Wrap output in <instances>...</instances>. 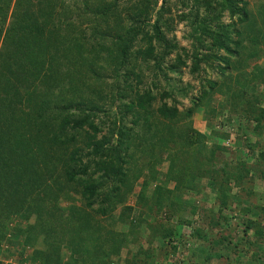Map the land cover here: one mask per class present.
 <instances>
[{"label": "trees", "instance_id": "1", "mask_svg": "<svg viewBox=\"0 0 264 264\" xmlns=\"http://www.w3.org/2000/svg\"><path fill=\"white\" fill-rule=\"evenodd\" d=\"M12 1L5 22L11 0H0V240L21 237L23 250L43 228V247L33 250L40 264H111L127 243L139 241L137 231L147 229L148 243L159 241L164 254L175 250L179 225L190 223L176 217L177 228L170 224L174 211L184 209L173 192L200 193L201 180L213 191L215 207L202 217L209 230L229 222L225 209L237 216L255 210L258 217L240 227L264 238V196L253 187L256 178L264 182V143L249 140L264 132V26H254L247 0H178L188 6L176 21L189 27V51L166 35L175 21L169 0ZM175 50L181 53L169 64ZM187 61L189 73L198 74V90L179 109L174 88L160 87L157 76ZM146 68L157 81L143 89ZM207 68L216 78L200 75ZM188 87L178 90L186 96ZM150 88L162 90L156 97ZM199 110L208 134L191 124ZM231 131L230 148L223 141ZM242 145L251 154L258 147L251 162L231 150ZM137 154L151 168L166 163V170L147 196L142 180L129 205L140 170L130 172L124 164ZM74 192L80 202L60 206L59 199L73 200ZM185 209L197 212L192 204ZM12 217L23 224L7 238ZM192 234L206 237L202 227ZM212 235L211 249L236 251L229 236ZM131 253L124 264H147L153 257L141 246Z\"/></svg>", "mask_w": 264, "mask_h": 264}, {"label": "rangeland", "instance_id": "2", "mask_svg": "<svg viewBox=\"0 0 264 264\" xmlns=\"http://www.w3.org/2000/svg\"><path fill=\"white\" fill-rule=\"evenodd\" d=\"M170 1V8H171V13L170 15L175 19L174 21V28L170 32H167L166 35L167 37H171L172 35L175 36V41L179 46H182L185 51L190 50V42L191 38L187 35L189 31V27L186 25L185 20H179L176 21L177 14L185 13L187 11L188 6H182L178 0H169ZM248 1V9L251 11V15L254 16V26H264V20L261 19L262 15L264 14V0H247ZM12 3L13 1L11 0L10 6L8 7L7 10V17L5 22L9 21L10 18V10L12 8ZM190 4V3H189ZM260 12V14H258ZM224 22H226V18H222ZM256 37L259 36L256 34ZM181 53L178 50L173 51L169 57V64L173 60V58L178 54ZM264 57V52L263 56ZM262 61V58L260 57L257 61V64H260ZM252 63V62H251ZM166 64V60L163 62V66ZM168 64V65H169ZM150 65V64H149ZM167 65V66H168ZM188 65L189 61H187L186 66H180L178 70L175 71H167L165 70L164 75H158V82L159 86L167 90L168 92L170 91V88H174V91L172 92V97L174 98L176 102V106L179 109H183L186 106H188V97L189 95H193L197 92L198 90V74L195 73H189L188 71ZM162 69L165 68V66ZM144 67V66H143ZM207 73L200 72V75L203 76H208L210 78H216L215 73L207 68ZM143 84L140 85L141 88H146L150 86V81H154L156 78L151 76L150 70L149 69H143ZM107 80H110L108 78ZM155 80L154 82H156ZM189 83L191 88L188 87L187 89V95H183L181 91L178 90V88L183 87L185 84ZM161 89H154L150 88L151 92L158 97V94L156 92L161 91ZM107 91V90H105ZM189 94V95H188ZM215 99H219L220 95L216 93L214 95ZM168 104L171 103V99L165 98L164 99ZM159 104L158 99L156 98L151 102V107L155 108ZM115 111V106L112 103L111 104V113ZM115 117L118 116V114H113ZM202 113L201 111H196L192 114L191 116V124L193 128L197 131L204 132L205 134L209 133V129L206 128L204 120L202 119ZM108 119H111V115H108ZM216 129V127H215ZM234 133L232 131L229 134V138L227 140H224L223 143L231 148V141L234 138ZM213 139V137L209 138L208 141L210 142ZM249 140L250 144L254 143V141H259V143L263 142L264 143V132L260 137H256L253 135H249ZM258 147H254V152L248 153L247 152V147L245 146H240V147H233L231 150L236 151L239 153H242L243 156H245L246 160L248 162H251L253 158H256L257 156V149ZM263 148L264 151V146L260 147L259 149ZM245 152V153H244ZM138 155V154H137ZM136 157L133 161L127 160V163L124 164V167L127 168L128 171L130 172H136V170H140V176L138 179L134 182L133 184V190L131 193L128 194L126 197L125 203L129 205H133L135 202V197L137 194V191L140 190V184L142 183V180H145L147 183V190H143V193L145 196L148 195L149 191L152 189L154 185H158L159 182H161V179H163V175L165 174L166 170V163L162 162L161 164L156 165L155 167L151 168L149 165H146V162H148V158L145 156H140ZM202 186V190L200 193H193L191 191H184V192H178L175 191L173 192L172 199L174 202L178 203V205L183 204L184 209L179 210L178 212L174 211V214L172 216V219L170 221V224L174 225L175 229L177 228L178 225L176 219L177 218H183L185 220H188L190 223L189 224H184L181 223L179 225L178 229V234L180 239L176 242V248L174 251H167L164 254L162 249H159L160 242L155 240L154 242L148 243L149 241L147 240L148 238V231L147 229L143 230L142 233H138V231L135 233V236L139 240L138 242H129L127 243L126 246L120 249L118 257H112V263L111 264H124V257L127 253L128 250H130L132 253L137 249L138 246L143 247L144 249L146 248H151L153 252V257L148 260L147 264H264V238L263 239H256L253 236L252 230L251 229H242L240 227L243 222L247 219H255L254 216L257 218L258 215L256 216L255 210H248L245 213V216L242 215H236L235 211H229L228 209H225L224 213L225 216L229 219V222L226 224H221L218 225L217 227L209 230L206 226V221L202 218L203 216H206V213L203 212L206 210V208L209 207H215L213 206V191H211L210 188L205 186V180H201L200 182ZM173 182L169 181L166 185L167 188H172ZM253 187L256 192H258L261 196H264V182L261 181L260 179H255L253 183ZM232 193H236V188L232 189ZM71 197H73V200L71 199H65V198H60L59 199V204L60 206H66L70 202L74 203H79L80 198L79 195L74 192L70 194ZM195 205L197 206V212L194 215H188L186 211V207H189L190 205ZM261 205H264V197L262 198ZM248 206L249 205H245ZM117 210H114V214H117ZM86 208H83V216L85 215ZM208 212V211H207ZM160 214H157V217ZM93 216V215H92ZM144 216L150 220L151 214H144ZM177 217V218H176ZM162 218V217H161ZM206 219V218H205ZM33 218L31 217L28 222H32ZM163 221V220H162ZM263 225V230H264V220H259ZM263 221V222H262ZM107 221L105 220H99L100 224L105 225ZM179 222V220H178ZM22 225L23 222L17 220L16 218L12 217L10 220L7 222V229H6V236L12 237V234L10 231L14 228L16 225ZM154 224V223H152ZM176 225V226H175ZM194 227H202V229L205 231V239L203 240H196L194 239V235L192 234V229ZM95 228V227H94ZM140 229V228H138ZM39 236L32 242L34 243H29L28 245L24 246L23 250H20V241L21 237H18L15 239L16 241L14 242H8L4 240H0V264H40V259L38 258L37 255H34L33 250H39L43 247L42 240L43 238V228L41 231L39 229H35ZM137 230V229H136ZM213 233V235H212ZM224 234L229 236V243L231 246H236V251H231L230 249L225 248L222 245H217V246H211L213 247L212 249L210 248V240H208L207 234L210 236L212 235L213 239L216 238L214 235L218 234ZM207 238V239H206ZM210 239V238H209ZM208 240V241H207ZM174 242V240H173ZM89 246V245H88ZM167 246V245H165ZM207 250L204 251L203 248ZM192 252V253H191ZM61 253V260H66V253L65 250H62ZM131 253V254H132ZM214 253V255H212ZM130 254V255H131ZM256 254V255H255Z\"/></svg>", "mask_w": 264, "mask_h": 264}]
</instances>
